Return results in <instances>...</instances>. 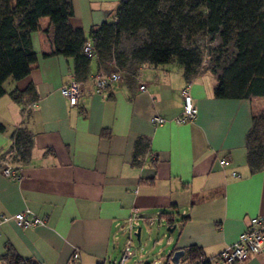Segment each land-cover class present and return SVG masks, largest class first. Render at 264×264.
<instances>
[{
    "label": "crops",
    "instance_id": "obj_1",
    "mask_svg": "<svg viewBox=\"0 0 264 264\" xmlns=\"http://www.w3.org/2000/svg\"><path fill=\"white\" fill-rule=\"evenodd\" d=\"M70 1L68 24L88 37L113 20L125 0ZM47 27L42 18L31 34L35 67L21 80L6 81L0 97V158L12 154L21 175L14 180L0 172V264L7 245L38 264H117L124 242L115 225L131 207L145 217H173L177 225L166 251L181 249V261L188 262L197 255L188 254L190 247L214 256L236 242L250 218L264 215V167L251 172L246 150L252 113L264 111V97L217 99L215 78L205 72L190 89L196 118L177 124L172 118L181 112L186 79L172 62L136 69L144 91L126 75L70 106L59 88L75 77L74 63L43 56L52 50ZM101 69L92 59L84 81ZM28 87L32 92L25 93ZM14 93L22 94L18 101ZM153 116L166 122L155 125ZM138 139L154 156L141 166L133 163ZM24 209L44 219V226L22 229L1 221ZM141 252L134 262L155 263ZM237 264H264V247Z\"/></svg>",
    "mask_w": 264,
    "mask_h": 264
},
{
    "label": "trees",
    "instance_id": "obj_2",
    "mask_svg": "<svg viewBox=\"0 0 264 264\" xmlns=\"http://www.w3.org/2000/svg\"><path fill=\"white\" fill-rule=\"evenodd\" d=\"M72 15L70 0H0V97L6 81L25 78L37 64L31 34L40 29L42 18L49 21L44 32L52 44L51 52L43 56L71 58L78 81H84L92 60L83 52L90 43L102 69L114 62L133 79L139 66L175 62L186 81L210 73L217 99L264 97V0H125L113 20L92 28L88 37L70 27ZM30 92L32 87L25 91ZM21 96L12 94L15 101ZM21 136L17 131L16 148ZM134 148L133 163L141 166L149 144L138 139ZM246 150L249 170H262L264 111L252 113ZM187 252L199 255L194 247ZM2 264L38 263L7 245Z\"/></svg>",
    "mask_w": 264,
    "mask_h": 264
},
{
    "label": "built area",
    "instance_id": "obj_3",
    "mask_svg": "<svg viewBox=\"0 0 264 264\" xmlns=\"http://www.w3.org/2000/svg\"><path fill=\"white\" fill-rule=\"evenodd\" d=\"M84 54L90 59H96V56L91 48L90 43H86L83 47ZM127 72L118 69L114 62L108 64L106 69H101L99 73L85 81H78L74 78L63 83L59 88L60 93L68 100L70 106L77 104L78 100L87 91H91L97 94L104 92L107 85L112 81H119L124 77ZM134 80L138 84L140 91L146 89V84L141 82L138 77H134ZM192 81H186L185 85L180 90L181 97V112L179 115L172 118L177 124L186 123L196 118L197 109L191 96ZM87 85V87H86ZM151 122L155 125H160L166 122V119L160 116L151 117ZM154 158L150 148H148L142 161V165L147 160ZM13 155L9 154L3 158H0V172L1 174L10 179H20L21 175L18 168L13 163ZM220 164L224 166L227 164L226 160H220ZM235 176V174H233ZM2 222L12 221L19 228L26 229L31 227L44 226L45 220L33 214L29 209H24L11 216H1ZM143 222L148 226L158 224L159 226H170L172 223L177 225L173 221H169L166 217L160 213L154 217H145L137 207H131L129 215L126 220L115 225L119 231H117V238L120 235L126 237L124 242L122 254L119 259V264H125L136 255V249L131 245L132 238L136 237L137 227H140V223ZM137 239V238H136ZM141 245V242L140 244ZM264 247V215L250 218L245 230L240 234L236 242L226 246L218 254L214 256H205L199 254L193 260L188 262H182L179 258L176 263L172 261V253L175 250L168 251L171 253L169 256H164L161 259L155 261L154 264H237L244 261L249 255H257ZM178 250V249H176ZM79 256L78 250H74L73 259L76 260Z\"/></svg>",
    "mask_w": 264,
    "mask_h": 264
},
{
    "label": "rangeland",
    "instance_id": "obj_4",
    "mask_svg": "<svg viewBox=\"0 0 264 264\" xmlns=\"http://www.w3.org/2000/svg\"><path fill=\"white\" fill-rule=\"evenodd\" d=\"M47 20V18H44ZM125 47H128V43H124ZM141 227V234H140V242L141 245H139V242L137 241L136 237L132 238L131 245L135 247L136 249V255L127 261L125 264H138L135 259L140 258V252L143 253V251H148L150 254L143 259L146 261H157L158 259H161L162 257L167 255V247L169 246L168 238L172 235L166 230L165 225L159 226L160 233L158 235V239L155 238L156 236V230L157 224L154 225V228L152 226H148L145 223H140ZM126 241V237L122 235V242ZM119 264V262L117 263Z\"/></svg>",
    "mask_w": 264,
    "mask_h": 264
},
{
    "label": "water",
    "instance_id": "obj_5",
    "mask_svg": "<svg viewBox=\"0 0 264 264\" xmlns=\"http://www.w3.org/2000/svg\"><path fill=\"white\" fill-rule=\"evenodd\" d=\"M175 228H176V225L174 223H172L170 226H166V230L170 234L174 231ZM140 234H141V227H137L136 238L139 244H140ZM171 253H172V261L176 263L178 259L183 255L184 251L181 249H178ZM171 253H168L167 256H169Z\"/></svg>",
    "mask_w": 264,
    "mask_h": 264
}]
</instances>
